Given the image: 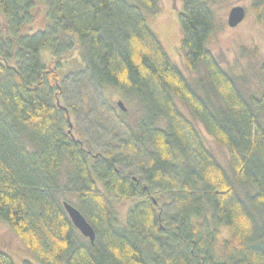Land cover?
Masks as SVG:
<instances>
[{
    "label": "trees",
    "instance_id": "1",
    "mask_svg": "<svg viewBox=\"0 0 264 264\" xmlns=\"http://www.w3.org/2000/svg\"><path fill=\"white\" fill-rule=\"evenodd\" d=\"M41 1L47 25L23 34L34 0H0V221L28 253L20 264H264V125L257 98L246 97L206 47L215 26L210 0H181V50L193 80L147 26L159 0ZM251 2L264 23V0ZM73 50L87 82L140 106L122 142L139 157L140 178L126 171L120 146L92 137L95 150L87 151L69 131L75 106L57 103L48 62ZM125 116L116 120L128 131ZM197 124L227 150L229 171ZM112 195L136 200L125 224ZM64 201L93 226V244ZM0 264L16 262L0 248Z\"/></svg>",
    "mask_w": 264,
    "mask_h": 264
},
{
    "label": "rangeland",
    "instance_id": "2",
    "mask_svg": "<svg viewBox=\"0 0 264 264\" xmlns=\"http://www.w3.org/2000/svg\"><path fill=\"white\" fill-rule=\"evenodd\" d=\"M35 6L31 10L33 20L22 29L23 34L41 31L48 23L46 5L41 0H34ZM214 14L215 26L207 39L206 47L213 54L219 65L239 83L246 97H255L258 101V114L264 125V23L259 21L252 12L251 0H210ZM159 11L155 15L146 14L147 26L160 41L171 61L183 72L189 80L196 75L186 70L183 52L181 50L182 29L178 15L182 10L181 0H159ZM243 7L245 17L235 28L227 25V16L233 7ZM49 48L41 50L44 61H48ZM49 69L57 76V103L69 108L75 106V112L68 115L69 131L75 139L82 142L87 151L95 150L93 145H88L91 138H99L102 142L108 141L123 148V153L129 160L127 172L141 177L136 169L135 157L132 151L123 147V140L130 137V130H135L137 121L142 116V111L136 100L126 99L122 92L113 88H96L86 81L84 76V64L80 53L76 50L68 52L59 58L48 62ZM121 101L126 108L124 120L128 127L117 122L116 116L120 115L117 102ZM70 110V109H68ZM185 115L188 114L182 108ZM92 126V128H90ZM202 140L206 148L215 156L219 163L229 171L228 152L218 146L213 139L205 134L201 125L197 124ZM96 128V129H95ZM89 143V142H88ZM100 189L101 186H99ZM161 203H167L166 194L156 192ZM61 199H72L66 194ZM114 210L120 223L125 224L126 213L129 207L135 203V199L122 200L116 196L111 197ZM70 202L74 205V203ZM165 208V207H164ZM223 238L229 237L227 229L222 228ZM0 248L9 253L20 264L23 258H28V253L21 241L9 229L6 223L0 221ZM33 264H39L30 258Z\"/></svg>",
    "mask_w": 264,
    "mask_h": 264
},
{
    "label": "water",
    "instance_id": "3",
    "mask_svg": "<svg viewBox=\"0 0 264 264\" xmlns=\"http://www.w3.org/2000/svg\"><path fill=\"white\" fill-rule=\"evenodd\" d=\"M244 17H245V10L243 7H239V6L233 7L228 13L227 25L230 28H235L243 21ZM116 104L122 112L126 111V108L121 101H118ZM62 206L73 226L79 231V233L83 237L87 238L90 241V243L93 244L96 238V234L93 226L86 220V218L77 208H75L68 202L64 201L62 203Z\"/></svg>",
    "mask_w": 264,
    "mask_h": 264
}]
</instances>
